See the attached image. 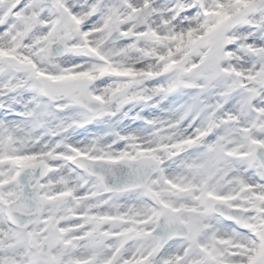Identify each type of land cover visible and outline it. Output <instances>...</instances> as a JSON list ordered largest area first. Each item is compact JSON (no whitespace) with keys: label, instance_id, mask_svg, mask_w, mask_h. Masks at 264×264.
I'll return each mask as SVG.
<instances>
[{"label":"snow or ice","instance_id":"obj_1","mask_svg":"<svg viewBox=\"0 0 264 264\" xmlns=\"http://www.w3.org/2000/svg\"><path fill=\"white\" fill-rule=\"evenodd\" d=\"M0 264H264V0H0Z\"/></svg>","mask_w":264,"mask_h":264}]
</instances>
